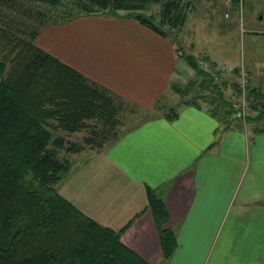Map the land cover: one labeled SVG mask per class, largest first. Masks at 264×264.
<instances>
[{"label": "crops", "instance_id": "obj_1", "mask_svg": "<svg viewBox=\"0 0 264 264\" xmlns=\"http://www.w3.org/2000/svg\"><path fill=\"white\" fill-rule=\"evenodd\" d=\"M172 41L133 19L88 15L44 26L36 44L151 112L177 78L193 74ZM224 74L225 88L233 75ZM209 107L182 102L172 120L161 113L141 122L91 152L61 194L113 229L134 219L122 241L151 264H264V130L226 127ZM149 187L177 236L169 259L147 209Z\"/></svg>", "mask_w": 264, "mask_h": 264}, {"label": "trees", "instance_id": "obj_2", "mask_svg": "<svg viewBox=\"0 0 264 264\" xmlns=\"http://www.w3.org/2000/svg\"><path fill=\"white\" fill-rule=\"evenodd\" d=\"M151 4L161 6L158 18L143 13ZM233 5L235 12L238 0ZM189 11L184 0H0V264H151L122 241L134 219L117 230L102 225L57 186L71 171L61 151H100L154 114L146 112L139 124L120 131L119 113L127 106L130 113L141 109L42 49L36 39L46 25L88 15H120L172 38L185 26ZM179 56L194 74L189 87L213 94L196 92L182 102H208L210 113L226 127L242 119L244 110L224 94L220 73L199 63L200 58L212 65L216 61L186 52ZM230 86L233 98L241 94L237 82ZM172 88L182 95L188 90L177 83ZM246 89L247 107L257 114L246 113L243 119L257 124L264 120V90L250 83ZM177 115L174 108L165 114L171 120ZM83 131L88 134L82 142L62 134ZM147 195L163 256L169 259L177 246L176 233L167 226L164 199L150 187Z\"/></svg>", "mask_w": 264, "mask_h": 264}, {"label": "rangeland", "instance_id": "obj_3", "mask_svg": "<svg viewBox=\"0 0 264 264\" xmlns=\"http://www.w3.org/2000/svg\"><path fill=\"white\" fill-rule=\"evenodd\" d=\"M184 1L188 2L190 7L187 22L180 31L175 33L177 34L175 37H170V39L173 40L172 43L177 48L178 53L180 54L181 52H186L194 54L197 57L200 55H208L211 60L216 61L215 63L217 65H227L232 63L235 69H240V66H244L248 74L247 78L249 77L248 83L256 87H261L264 90V0L246 1L242 12V26L240 23V17L237 13L232 12L231 18L225 17V13L229 11V8L223 0ZM160 7V4H151L147 10L143 11V13L146 16L153 14L158 18ZM125 13L126 12L124 11H120L121 15H124ZM103 16L124 18L120 15ZM235 69L219 71L220 75L217 78L221 80L222 76L225 75L224 73L227 72V74L231 73L233 76L230 75V77H225L229 79L230 82H237L239 73L234 75L233 72H235ZM190 78L192 77L183 76V78H177L174 83L178 84L179 89H188L187 92L185 91L182 95L173 89L171 96L168 97L167 94L166 100L162 101L164 106L151 111L152 114L157 115L166 113L171 108L179 111L182 99L194 97L196 92H202L204 93L203 95H206V97H212L213 94L209 90L196 91L197 88L189 87L191 86ZM223 89H232V86H225ZM232 99H234V101L236 100L237 105L242 106L244 110V116L242 119H236L233 123H236L237 125L239 124L242 128H250L255 125L258 127H264V120L257 122V124H252L243 119L246 113V115L250 116H256L257 114V112L252 110V108L249 109L247 107V94L245 102L241 99L239 101V95H236V97ZM129 107L130 106H127V109L124 108L125 110H122L119 113L123 123V125L119 127L120 131L127 130L131 126L139 124V122H141L145 117V111L137 110L130 113L129 109L131 108ZM62 134L67 140L82 142L84 137L88 134V131L74 134L63 132ZM90 153L91 150H87L80 155H69L66 154L65 151H61L62 156L65 154L69 158L71 171L70 174L58 184L57 187L59 190H61L64 181L75 170H77V167L87 160Z\"/></svg>", "mask_w": 264, "mask_h": 264}, {"label": "built area", "instance_id": "obj_4", "mask_svg": "<svg viewBox=\"0 0 264 264\" xmlns=\"http://www.w3.org/2000/svg\"><path fill=\"white\" fill-rule=\"evenodd\" d=\"M223 1L227 5V7L229 8V11L225 13V17L231 18L233 8L235 7L233 5V0H223ZM246 1L247 0H238V5H237L238 7H237V10L235 11V13H237L240 17L241 26L243 25L242 12H243L244 5L246 4ZM251 1H255V0H251ZM199 63H200V65L201 64L204 65V67L205 66H207L209 68L212 67V69H214L217 72L235 69V67L232 63H229L227 65H217V64L212 65V64H208L209 62L204 60V59H200ZM247 76H248V74H247V71L245 70L244 66H240V72H239L237 83L242 90H241V94L239 95V101L241 99V100H244V102H245V99H246V94H247L246 86L248 83Z\"/></svg>", "mask_w": 264, "mask_h": 264}]
</instances>
